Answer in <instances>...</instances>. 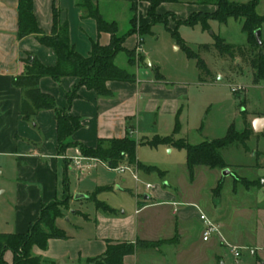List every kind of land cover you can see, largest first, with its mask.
<instances>
[{
	"label": "crops",
	"instance_id": "obj_1",
	"mask_svg": "<svg viewBox=\"0 0 264 264\" xmlns=\"http://www.w3.org/2000/svg\"><path fill=\"white\" fill-rule=\"evenodd\" d=\"M18 5L19 0H0V176L3 177L0 180V233L26 232L38 218L43 204L63 199L64 180L66 177L69 180L70 173H76L75 167L71 171L70 163L73 165L72 159L81 156L78 147L69 148L65 154L58 153L54 110H41L31 120L21 115L23 91L12 83L13 77L25 69L21 59L29 52L43 63L54 65L57 55L53 49L41 44L34 35L18 37ZM54 6L59 11L61 21L69 24L71 42L85 56L90 54L94 42L107 45L111 39L109 32L98 30L96 19L89 14L90 8L98 7L107 20L116 21L119 32L120 18L112 13L115 11L113 8L123 7L129 21L132 16L131 0H91L88 6L80 5L79 0H33L38 24L46 33L52 32ZM149 8L148 0H137L139 26L150 21ZM215 9L213 0H177L160 4L157 12L172 14L173 16H169V25L174 27L176 20H185L195 12H213ZM230 19L233 17L221 24H227ZM241 26L243 29L242 22ZM138 34L127 37L124 46L140 51L145 62L151 49L144 47V41ZM246 34V43H249L248 33ZM175 48L179 49V46L175 44ZM148 59L151 65L147 63L149 67L145 69L140 67L139 62L136 64L135 81L107 82V87L113 93L111 97L100 96L96 90L82 86L78 92L79 97L68 106L67 93L79 82L78 77L64 76L55 80L45 76L40 79L39 85L42 91L55 96L59 109H65L69 114L81 118L82 127L74 132L72 140L94 147L101 138H121L131 132L138 136V124H146L154 118L165 115L178 118L186 88L174 89L169 86L166 76L160 73V61L152 60L151 57ZM252 75L254 83L263 82L255 80L254 70ZM259 117H264V111L250 117L252 125ZM134 119L137 126L133 124ZM86 157L83 160L85 164L99 162L94 161V157ZM100 163L105 165L101 161ZM153 188L157 191L138 199L136 208L131 212L108 204L116 212H107L95 206L92 213L75 211L78 219L73 221L69 217L67 224L57 219L56 224L67 236L50 238L45 248L34 245L32 253L56 264H88L89 258L102 255L106 251L109 240H165L171 241L163 245H169V251L162 252L158 247L155 251L138 249L134 254L126 255L125 262L178 264L182 246H192L196 240L193 234L195 224L202 225L203 228L202 220L197 218H200L201 211L219 224L221 229L222 237L215 235L205 241L201 235L204 242H209L210 248L224 245L225 241L239 245L243 240L240 224L231 220L224 210L218 217H212L206 207L195 200L184 199L178 193L160 189L157 185ZM259 190L264 191V181ZM259 200H264V194L259 195ZM66 214L68 213L63 212V216ZM155 253L161 254V257L156 258ZM5 259L8 264L13 263L14 254L11 250L5 253Z\"/></svg>",
	"mask_w": 264,
	"mask_h": 264
},
{
	"label": "rangeland",
	"instance_id": "obj_2",
	"mask_svg": "<svg viewBox=\"0 0 264 264\" xmlns=\"http://www.w3.org/2000/svg\"><path fill=\"white\" fill-rule=\"evenodd\" d=\"M257 9L260 14H264V0L260 1ZM113 10L112 13L120 18V33L124 34L130 28V22L126 19L127 11L123 7ZM241 22L233 18L227 24L212 20L210 29H204L201 24H183L178 27L184 43L203 59L209 72L199 65L197 56L187 54L164 23L154 24L149 33L142 35L144 47L151 49L146 58L160 61V73L166 76L168 85L174 89L185 87L186 93L177 119L176 116H160L146 124H138L139 137L132 132L130 134L136 140L145 137L152 139L155 135H173L176 139L185 138L191 143H200L225 137L232 124L240 133L248 128L249 136L245 141L235 140L220 149L227 168L197 165L191 171L186 164V150L169 144H143L138 147V161L145 166L157 167L160 171H148L127 162L118 165L128 166L124 172L119 171L117 166H105L100 161L93 162L91 168L86 170L70 163L71 171L75 167L76 173L69 174V200L66 202L67 207L63 208V212L68 214L58 218V221L67 224L69 217L73 221L77 220L78 216L74 212L78 210L92 213L96 205L90 196L100 186L109 188L97 193L99 200L131 212L136 208L138 199L157 191L155 188L148 189L147 185H157L160 189L178 193L184 199L204 205L212 217H218L224 210L231 220L240 224L244 234L239 245L225 241L224 245L213 249L209 242L201 238L202 225L195 224L193 234L196 240L192 246H182L178 264H264V200H259V195L264 194V191L259 190L264 181V130L256 132L250 122L253 114L264 111V81L260 84L253 82L252 61L259 48L246 43L247 34ZM261 30L264 47V24ZM213 33L235 44L233 56L219 50ZM175 44L179 49L175 48ZM140 55L141 52L136 51V59ZM127 59V53L122 51L115 61L137 74L136 66L129 65ZM138 62L144 69L149 67L144 60ZM233 87L236 91L232 90ZM133 124H137L136 119ZM225 169L230 170L228 175L223 174ZM2 178L0 176V180ZM219 180L223 182L218 197L213 190ZM76 193L84 196L76 198ZM158 242L150 248L142 244L139 249L155 251L158 247L162 252L170 250L169 245H163L171 241ZM234 249L240 253L239 256L235 255ZM154 255L156 258L161 257L158 253Z\"/></svg>",
	"mask_w": 264,
	"mask_h": 264
},
{
	"label": "trees",
	"instance_id": "obj_3",
	"mask_svg": "<svg viewBox=\"0 0 264 264\" xmlns=\"http://www.w3.org/2000/svg\"><path fill=\"white\" fill-rule=\"evenodd\" d=\"M91 0H79V4L88 6ZM132 1V16L130 18L129 30L121 34L119 24L112 20H107L98 7L90 8V16L96 19L99 31L109 32L111 39L109 44L102 45L94 42L89 55L81 54L71 42L69 35V24L61 21L59 11L53 8V28L51 33H46L38 24L33 10V0H19L18 5V37L24 38L34 35L37 40L53 49L57 55V62L54 65L43 63L37 56L27 52L21 59L24 64V71L15 75L12 79L14 86L23 91L21 103V115L31 120L41 110H54L57 120V150L59 154H65L69 148L78 147L81 155L98 158L107 163L110 167H116L120 163L137 164L146 170L158 169L157 167L145 166L137 159L138 147L143 144L157 146L159 144H169L186 150V164L193 171L197 165H205L210 168H225L228 166L224 161L220 149L235 140L245 141L249 136V129L244 132H237L232 124L223 138L215 140H204L200 143H191L185 138H174L173 135L161 137L155 135L152 139L142 138L136 140L130 134L117 138H101L96 146H88L82 142L72 140V135L82 127L79 116L71 115L65 109H59L55 96L44 92L40 88V79L45 76L60 80L64 76H75L79 82L67 93L68 106L79 97V89L85 86L94 89L100 96L111 97L112 91L107 87L109 80L135 81L136 73L130 72L125 67L119 66L115 59L117 55L124 51L128 56V63L136 66L138 61L145 60L140 55L136 59V48L128 49L124 42L132 34L142 35L149 33L154 24L162 22L171 31L177 42L184 47L189 56L195 57V53L184 43L179 35L178 27L182 24L194 26L201 24L204 29H210V20H217L221 23L229 18L242 20L243 29L248 33L250 44L259 48L258 54L252 61L254 77L257 81H264V47L263 42L257 41L255 31L261 29L264 24V14L258 12V5L261 0H249L238 2L234 0H213L216 9L213 12H195L185 20H176V26L169 25L170 13L161 14L157 12V7L164 2H174L177 0H148L150 8L148 14L150 21L142 26L138 25L137 0ZM215 45L222 53L233 56L234 45L227 43L224 38L215 35ZM141 44V40L139 45ZM198 57V56H197ZM199 65L207 72L209 68L198 57ZM178 128V123H177ZM227 168V167H226ZM159 170V169H158ZM160 171V170H159ZM109 187L100 186L96 193L90 198L94 200L97 208L114 213L116 210L106 202L97 198V193L107 190ZM222 189V181L214 188L213 193L219 195ZM65 196L63 199H55L45 203L41 207L38 218L30 225L29 229L23 233H0V264H8L5 253L11 250L14 254L12 264H56L53 261L45 260L41 256L34 255L32 248L39 245L42 248L47 246L50 238H64L65 231L60 228L56 221L63 216V208L69 200V180H64ZM158 241H147L138 239L136 242L112 241L109 240L106 251L99 256L89 258L88 264H127L124 260L126 255L134 254L142 244H147V248L153 247Z\"/></svg>",
	"mask_w": 264,
	"mask_h": 264
},
{
	"label": "built area",
	"instance_id": "obj_4",
	"mask_svg": "<svg viewBox=\"0 0 264 264\" xmlns=\"http://www.w3.org/2000/svg\"><path fill=\"white\" fill-rule=\"evenodd\" d=\"M233 91H236V88L233 87L232 88ZM84 159H87L86 156H79V157H74L72 160H73V163L76 165V167L78 169H84L86 170L87 168H90L92 165L90 163L88 164H85L83 162ZM94 161L98 160V161H101L99 160L98 158H92ZM103 162V161H101ZM105 163V162H103ZM105 165L109 166L107 163H105ZM110 167V166H109ZM119 171L121 172H124L128 166L126 165H120V166H117L116 167ZM154 185H151V184H148L147 185V188L150 189V188H153ZM200 219L202 220V223H203V234H202V237H203V240L207 241V240H210L213 236H221V229H220V226L219 224H217L213 219H211L206 213L202 212L200 213ZM234 253L235 255L239 256L240 253L234 249Z\"/></svg>",
	"mask_w": 264,
	"mask_h": 264
},
{
	"label": "water",
	"instance_id": "obj_5",
	"mask_svg": "<svg viewBox=\"0 0 264 264\" xmlns=\"http://www.w3.org/2000/svg\"><path fill=\"white\" fill-rule=\"evenodd\" d=\"M255 35H256V38H257V41L259 43H262V40H261V29H257L255 31ZM146 63H148L149 65H151V62L148 58H146ZM253 128L256 132H261L263 131V128H264V117H259V118H256L254 121H253ZM230 173V170L229 169H225L223 174L224 175H228ZM84 195L81 194V193H76L75 197L76 198H80V197H83ZM63 264H79V263H63Z\"/></svg>",
	"mask_w": 264,
	"mask_h": 264
}]
</instances>
